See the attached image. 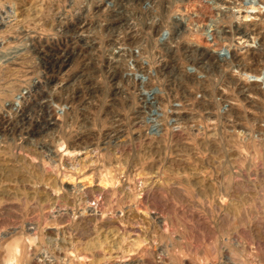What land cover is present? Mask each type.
<instances>
[{
  "label": "rangeland",
  "instance_id": "1",
  "mask_svg": "<svg viewBox=\"0 0 264 264\" xmlns=\"http://www.w3.org/2000/svg\"><path fill=\"white\" fill-rule=\"evenodd\" d=\"M253 2L0 0V264H264Z\"/></svg>",
  "mask_w": 264,
  "mask_h": 264
},
{
  "label": "bare ground",
  "instance_id": "2",
  "mask_svg": "<svg viewBox=\"0 0 264 264\" xmlns=\"http://www.w3.org/2000/svg\"><path fill=\"white\" fill-rule=\"evenodd\" d=\"M262 4H264V0H254L252 8H256V6L258 5L260 6ZM229 12H232L231 9H228L227 11H224V12L222 11V15L226 16ZM233 14H236V12H232V15ZM238 29H239L238 33L241 35L242 38H249L247 29L244 27V25L241 22L238 23ZM218 32L220 33V31ZM242 70L246 71L245 67H242ZM22 97H23V94H20L17 98L21 99Z\"/></svg>",
  "mask_w": 264,
  "mask_h": 264
}]
</instances>
